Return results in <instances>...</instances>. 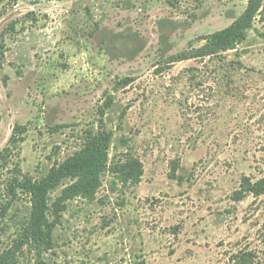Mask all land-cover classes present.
I'll return each instance as SVG.
<instances>
[{
    "label": "rangeland",
    "instance_id": "374dc122",
    "mask_svg": "<svg viewBox=\"0 0 264 264\" xmlns=\"http://www.w3.org/2000/svg\"><path fill=\"white\" fill-rule=\"evenodd\" d=\"M247 4L0 0V264H264V194L236 197L264 179V1L234 49L170 62ZM104 135L99 188L51 209L50 246L32 241L31 197L9 185Z\"/></svg>",
    "mask_w": 264,
    "mask_h": 264
},
{
    "label": "trees",
    "instance_id": "16d2710c",
    "mask_svg": "<svg viewBox=\"0 0 264 264\" xmlns=\"http://www.w3.org/2000/svg\"><path fill=\"white\" fill-rule=\"evenodd\" d=\"M263 1L248 0L244 13L233 24L223 30L202 37L201 40L205 42L202 47L173 56L170 62L212 56L234 49L235 46L246 40L247 33L252 29L254 21L262 8ZM26 132L27 128L25 126L17 124L12 142L23 141ZM109 142V137L106 135L94 137L81 152L53 167L48 176L41 182H34L30 177L22 174L21 179L14 178L9 185V193L16 196L18 190H20L31 197L32 212L27 233L32 241L50 246L56 224L55 220L50 221L49 213L51 209L54 215H59L66 208L68 201L78 196L92 194L99 188L100 175L108 159ZM136 170V167H133L132 172H136ZM135 177L137 178V176ZM66 179L71 180L70 185L63 189L56 202L50 206L49 196L51 192L63 185ZM242 188V191L236 193L238 200H241L245 193L260 196L264 194V179L252 183L248 178H245ZM256 258L254 251L243 250L233 255L231 261L232 264H255Z\"/></svg>",
    "mask_w": 264,
    "mask_h": 264
}]
</instances>
